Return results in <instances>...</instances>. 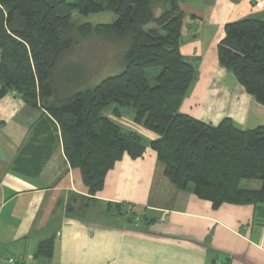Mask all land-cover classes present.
Listing matches in <instances>:
<instances>
[{
  "label": "trees",
  "instance_id": "obj_1",
  "mask_svg": "<svg viewBox=\"0 0 264 264\" xmlns=\"http://www.w3.org/2000/svg\"><path fill=\"white\" fill-rule=\"evenodd\" d=\"M178 2L165 0V9L155 17L152 0H0V99L14 93L41 112L35 131L59 134L69 166L80 172L88 190L87 202H96L106 175L123 156L135 160L150 148L177 189L192 192L213 209L264 205V124L242 130L225 118L213 126L178 112L196 79L194 66L180 53L185 14ZM103 12L116 20L96 25L73 21L75 14ZM92 36L125 44L124 70L60 99L53 83L56 67ZM217 58L245 93L264 106V22L226 24ZM150 69L160 70L153 85L146 74ZM111 106L116 116L131 111L158 138L146 145L139 135L109 121L103 112ZM243 182L259 188H245ZM112 207L120 212L115 215ZM126 209L106 204L105 213L123 218ZM136 217L126 219L148 221L145 215ZM54 242V237L39 242L34 259L50 260Z\"/></svg>",
  "mask_w": 264,
  "mask_h": 264
},
{
  "label": "crops",
  "instance_id": "obj_2",
  "mask_svg": "<svg viewBox=\"0 0 264 264\" xmlns=\"http://www.w3.org/2000/svg\"><path fill=\"white\" fill-rule=\"evenodd\" d=\"M178 5L185 14L180 53L196 70L178 112L213 126L225 118L242 130L263 125L264 106L220 67L217 45L226 24L264 22V8L257 10L253 0ZM113 109L103 116L124 131L146 145L158 138L131 111L116 116ZM40 115L14 93L0 99V264L7 258L29 264H264V205L213 209L177 189L150 148L135 160L123 156L96 202H87L88 190L69 166L59 134L35 131ZM242 186L259 188L254 182ZM106 204L125 205L148 221L109 216ZM51 237L52 258L35 260L38 243Z\"/></svg>",
  "mask_w": 264,
  "mask_h": 264
},
{
  "label": "rangeland",
  "instance_id": "obj_3",
  "mask_svg": "<svg viewBox=\"0 0 264 264\" xmlns=\"http://www.w3.org/2000/svg\"><path fill=\"white\" fill-rule=\"evenodd\" d=\"M152 4L154 14L160 16L166 7L165 0H152ZM115 20V15L110 12L91 14L86 17L75 14L73 17L76 24H110ZM124 46L123 42L114 43L94 36L81 40L63 57L55 69L53 83L57 96L63 99L75 90L92 89L102 80L120 74L124 70L122 60ZM159 72V69L147 70V78L151 85L154 84V78ZM110 210L115 215L120 212L118 207H112ZM125 213L126 218L140 215L139 212L131 209H126Z\"/></svg>",
  "mask_w": 264,
  "mask_h": 264
},
{
  "label": "built area",
  "instance_id": "obj_4",
  "mask_svg": "<svg viewBox=\"0 0 264 264\" xmlns=\"http://www.w3.org/2000/svg\"><path fill=\"white\" fill-rule=\"evenodd\" d=\"M253 6L257 9V10H262L264 8V0H253ZM6 262L8 264H29L26 263L25 261L22 260H17V259H6Z\"/></svg>",
  "mask_w": 264,
  "mask_h": 264
}]
</instances>
